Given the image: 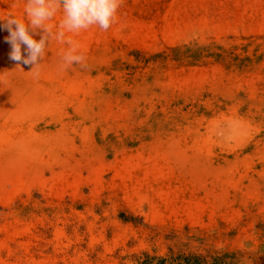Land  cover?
<instances>
[{
    "label": "rangeland",
    "instance_id": "374dc122",
    "mask_svg": "<svg viewBox=\"0 0 264 264\" xmlns=\"http://www.w3.org/2000/svg\"><path fill=\"white\" fill-rule=\"evenodd\" d=\"M68 35L82 64L53 40L32 69L0 28V264H264V0H122Z\"/></svg>",
    "mask_w": 264,
    "mask_h": 264
},
{
    "label": "clouds",
    "instance_id": "9594fccd",
    "mask_svg": "<svg viewBox=\"0 0 264 264\" xmlns=\"http://www.w3.org/2000/svg\"><path fill=\"white\" fill-rule=\"evenodd\" d=\"M121 3L122 0H27L22 16L13 11L0 15V28H6L9 32V58L25 65H34V69L45 57L51 42L56 40L68 45L62 56V68L82 64L85 57L68 34H79L93 26L107 31L116 22ZM57 13L61 14L59 23H49ZM53 28H56L55 32ZM40 29L43 35L37 40L34 36ZM34 75L39 76V72Z\"/></svg>",
    "mask_w": 264,
    "mask_h": 264
},
{
    "label": "trees",
    "instance_id": "16d2710c",
    "mask_svg": "<svg viewBox=\"0 0 264 264\" xmlns=\"http://www.w3.org/2000/svg\"><path fill=\"white\" fill-rule=\"evenodd\" d=\"M135 264H194V254L180 252L177 254L172 253L166 257L144 254L136 259Z\"/></svg>",
    "mask_w": 264,
    "mask_h": 264
}]
</instances>
